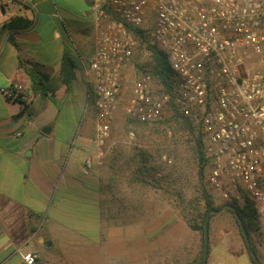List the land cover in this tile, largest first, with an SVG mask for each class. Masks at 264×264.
Instances as JSON below:
<instances>
[{"label":"crops","instance_id":"0c3cea01","mask_svg":"<svg viewBox=\"0 0 264 264\" xmlns=\"http://www.w3.org/2000/svg\"><path fill=\"white\" fill-rule=\"evenodd\" d=\"M94 3L14 0L0 27V264H26L25 252L37 256L34 264H115L114 233L109 244L104 227L114 216L109 161L121 139L99 142L91 117L79 134V122L68 134L56 131L59 121L71 116L62 115V104L68 111L82 109L77 94L85 90L88 96L90 75L95 83L83 64L96 51ZM65 51L76 62L69 86L60 74ZM20 59L48 77L46 95L34 94ZM3 87L15 88L21 101L7 100ZM47 127L48 134L42 131ZM87 159L92 167L85 173ZM222 218L226 227L215 229L221 242L236 234L230 217ZM229 249L224 244L207 264H228ZM128 261L122 256L119 264Z\"/></svg>","mask_w":264,"mask_h":264},{"label":"built area","instance_id":"2783aa9c","mask_svg":"<svg viewBox=\"0 0 264 264\" xmlns=\"http://www.w3.org/2000/svg\"><path fill=\"white\" fill-rule=\"evenodd\" d=\"M14 0H0V27ZM93 73L97 140L111 133L125 85L130 120L161 123L181 114L203 135L206 180L224 201L264 214V0H95ZM140 34L167 56L170 91L137 60ZM135 62L140 74L130 81ZM1 93L21 101L13 87ZM92 167L87 159L83 171ZM26 264L37 256L22 254Z\"/></svg>","mask_w":264,"mask_h":264},{"label":"rangeland","instance_id":"374dc122","mask_svg":"<svg viewBox=\"0 0 264 264\" xmlns=\"http://www.w3.org/2000/svg\"><path fill=\"white\" fill-rule=\"evenodd\" d=\"M149 44L146 39L140 41L137 49L136 59L144 66L153 62ZM137 63L130 69V81L141 72ZM89 82V88L94 87L91 75ZM130 91L131 82L125 85L110 133V137L121 139L116 143L118 148L109 161L112 188L109 189L108 200L114 216L113 221L106 222L104 227V235L106 231L109 232V244L110 233H114L115 264L120 263L122 256L130 257V264H199L204 251L201 226L206 205L203 188L211 194L216 204L224 200L209 187L205 167L204 173L201 171L203 164L191 128L173 118L161 123L130 120L123 110ZM79 97L83 101L82 109L68 111L62 104V115L70 113L71 116L61 119L56 131L63 128L64 133L68 134L73 123L79 122L75 127V134H79L90 117L94 119L96 127L97 109L92 106L85 90L82 96L77 94ZM237 204L240 208L245 206V202ZM223 215L230 217L231 228L236 234L221 242L217 241L215 229L226 227ZM250 234L264 263V214H259ZM104 240L106 242L107 238L104 237ZM209 242V261L228 243V264H252L244 238L230 212L221 211L210 219Z\"/></svg>","mask_w":264,"mask_h":264},{"label":"trees","instance_id":"16d2710c","mask_svg":"<svg viewBox=\"0 0 264 264\" xmlns=\"http://www.w3.org/2000/svg\"><path fill=\"white\" fill-rule=\"evenodd\" d=\"M139 41L141 42L145 41V38L142 34H140ZM149 48L152 50V57H153V66H152L151 72L154 74V76L157 79H159L164 90L170 91V84H171L170 80H171L172 74H171V70L168 64L167 56L161 49H159L157 45L149 44ZM20 65L24 68L25 72L27 73L31 81L32 91L34 92V94L40 93L41 95H46L47 90H48V83H47L48 77L39 68L35 66H29L24 60L20 59ZM75 67H76V62H75L74 57L71 55L70 52L65 51L62 57L60 74L62 77V82L66 84L67 86L71 85V83L75 79V76H76ZM88 98H89V101L92 102V106L95 109L96 108V95L94 93L93 87L89 88L88 90ZM171 118L185 122L195 134L199 159L203 164L201 171L204 173L205 156H204V151H203V135L201 131H199L198 129H195L192 126V124L188 121V119L185 118L181 114L177 113L173 115ZM202 192H203V197L205 199L204 201L206 205V210H205L204 217H203V224L201 226L203 233H204V220L208 212L211 211L210 219H212L215 215H217L221 211L230 212L232 216L234 217V219L236 220L240 233L244 238L245 247L250 256L252 264H262L260 257L258 255L257 249L251 239V234H250L251 229L253 228L254 224L257 223L258 218H259V214L256 211V209L253 207V204L249 201H246L245 206L242 208L238 207L237 206L238 204L236 202L223 201L222 203L216 204L211 194H209L206 191V189L203 188ZM226 204H232L234 206V209L226 208L225 207ZM234 210L238 211L240 218L242 219L244 223V227L248 233V237L244 235V232H243L242 227L240 226L239 220L234 215ZM203 244H204V237H203ZM209 252H210V242H209ZM208 257H209V254H208ZM202 259H203V256H202ZM207 262H208V259H207Z\"/></svg>","mask_w":264,"mask_h":264},{"label":"water","instance_id":"95a60500","mask_svg":"<svg viewBox=\"0 0 264 264\" xmlns=\"http://www.w3.org/2000/svg\"><path fill=\"white\" fill-rule=\"evenodd\" d=\"M44 133L48 134L51 132V128L47 127L42 130ZM226 208L229 209H234V206L232 204H226ZM234 215L237 217L239 220L240 226L243 229L244 235L248 237V233L244 227V223L242 219L240 218V215L237 210H234ZM210 216H211V211L207 213L206 218L204 220V251H203V259L199 264H206L207 259H208V254H209V223H210Z\"/></svg>","mask_w":264,"mask_h":264}]
</instances>
